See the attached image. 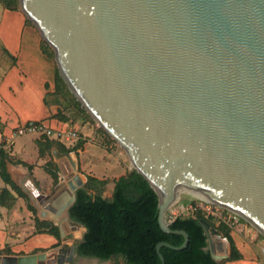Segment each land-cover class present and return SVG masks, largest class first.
Instances as JSON below:
<instances>
[{"label": "water", "instance_id": "water-1", "mask_svg": "<svg viewBox=\"0 0 264 264\" xmlns=\"http://www.w3.org/2000/svg\"><path fill=\"white\" fill-rule=\"evenodd\" d=\"M20 4L55 50L76 98L156 191L161 228L184 235L178 246L156 245L162 264L161 245L182 249L189 242L188 233L171 228L165 216L175 198L218 203L264 234V0ZM27 177L24 190L42 202L52 198ZM71 187L59 208L45 204L54 218L75 201L78 186ZM201 222L208 243L212 234L219 236ZM59 251L65 256L0 254V264L71 261L76 243ZM210 251L217 260L229 255Z\"/></svg>", "mask_w": 264, "mask_h": 264}, {"label": "rangeland", "instance_id": "rangeland-1", "mask_svg": "<svg viewBox=\"0 0 264 264\" xmlns=\"http://www.w3.org/2000/svg\"><path fill=\"white\" fill-rule=\"evenodd\" d=\"M12 10L19 16L22 25L20 53L29 58L33 71L40 73V75L37 73V77L40 79V81L38 80V83L40 82L38 97L40 100L42 98L44 116L37 120L47 122L46 119H48V124L52 121L57 124L63 122L62 128L74 127L78 132V138L62 142L45 135H14L17 127L15 126L9 135L1 139L0 146L6 152L5 159L8 162L9 172L26 195H19L0 176V193L3 189H9L10 195H15L18 200L14 205L18 214L13 217L15 220L0 224L6 232V240H8L0 247V254H28L46 251L50 259L51 257L56 258L58 253L65 256L66 253L59 251L60 247H68L72 243H77L82 238L84 227L70 223L68 220L64 225L61 223V219L62 216L64 219L70 218L68 210L64 207L59 214H55L54 218V213L45 204L49 202L50 205L59 208L70 198L71 186H85L88 177L91 176L99 179V182H92L95 185L93 191H99L103 197L109 198L112 195L115 179L134 170L135 166L121 143L112 137L76 98L61 75L55 58V50L21 7L20 0H17L15 8ZM17 47H19V42ZM4 52L9 54L11 51L5 48ZM58 75L62 81H57ZM50 125L52 126V124ZM20 136H24L23 140H26L21 150L15 146V141ZM51 171L56 173L55 177ZM27 176L31 178L40 193L50 195L52 198L48 197L42 202L41 197H37L31 191L24 190L21 185L28 178ZM60 180H64V183L56 187ZM79 181H81L80 184ZM192 201L202 205L204 203L202 198L196 196L176 198L166 209V219L175 215L191 214L192 209H188V207ZM28 204H31L35 209H29ZM211 205L218 206L221 210L224 209V213L236 215L238 220L230 225L202 210L204 215L211 217V221L215 224L214 226L210 225L217 228L218 224L225 223L231 229H238L246 241L255 245L258 256L264 264V234L248 219L231 209L218 203ZM26 208L29 209V212H24ZM42 210H45V214L41 213ZM37 218L57 225L59 231L60 228L62 229V234L60 233L59 237L54 236L49 233L47 226L40 227L41 230L38 229L36 227ZM216 232L220 234L218 239L222 241L223 253H229L230 247L227 238L222 233ZM3 235V233L0 234V239ZM212 236L216 237L215 234ZM123 263L124 259L121 255L108 259L76 255L71 261L58 262L55 260L52 263L50 260H43V264Z\"/></svg>", "mask_w": 264, "mask_h": 264}, {"label": "trees", "instance_id": "trees-1", "mask_svg": "<svg viewBox=\"0 0 264 264\" xmlns=\"http://www.w3.org/2000/svg\"><path fill=\"white\" fill-rule=\"evenodd\" d=\"M0 2L5 7L14 9L17 0ZM57 81H62L59 75ZM5 158L6 152L0 148V176L15 192L25 196L6 170ZM51 174L56 176L53 171ZM93 181L99 182V179L88 177V183L76 189V199L68 209L70 218L86 228L82 238L76 243L78 255L101 259L121 255L123 264H162L156 245L160 241H168L178 246L184 241V235L166 232L161 228L158 222V195L136 169L115 179L109 198L103 197L99 191H93ZM14 200L15 195H10L9 189H3L0 193V204L9 207ZM28 207L35 209L31 204ZM201 219L215 225L211 217H206L201 209L192 210L188 215H177L170 222L171 228L182 229L188 233L189 242L182 249L161 245L160 252L165 258V264H224L226 259L240 257L230 234L231 228L220 223L216 229L229 241L230 252L227 258L215 259L207 248V235ZM42 226L49 227V233L59 237L57 225L37 218L36 227L40 229Z\"/></svg>", "mask_w": 264, "mask_h": 264}, {"label": "crops", "instance_id": "crops-1", "mask_svg": "<svg viewBox=\"0 0 264 264\" xmlns=\"http://www.w3.org/2000/svg\"><path fill=\"white\" fill-rule=\"evenodd\" d=\"M21 35L22 25L19 16H17L14 10L3 6L0 2V141L3 137L9 135L11 129L15 126L40 119L44 116L42 98L40 100L38 97L40 95V82L38 83V80L40 81V79L37 77L38 72L33 71L30 61L28 60L29 58L22 56L20 53ZM18 42L19 47H17ZM5 48L11 52L6 54L4 52ZM38 75H40V73H38ZM46 120L48 122V119ZM50 124L54 127H62L64 125L63 122L57 124L53 121ZM23 137L20 136L15 141V146L20 150L23 148L26 141L23 140ZM0 148L2 147L0 146ZM5 166L10 174L7 161H5ZM10 177L12 178L11 174ZM13 180L15 181V179ZM17 202L18 200L15 198L14 203L9 207L0 204V224L15 220L13 217L18 214L16 213L14 205ZM29 209L26 208L24 212H29ZM2 228L3 227L0 225V234H4L2 239H0V247L8 242V240H6V232ZM230 234L240 253V257L231 260L226 259L224 264H263L258 256L255 245L246 241L239 233L238 229L232 228ZM218 235L219 236L215 235V238L211 236V242L207 244V248L213 249L215 253L223 254L224 248L222 244H220L221 239H218L220 234ZM89 257L101 259L96 256Z\"/></svg>", "mask_w": 264, "mask_h": 264}, {"label": "built area", "instance_id": "built-area-1", "mask_svg": "<svg viewBox=\"0 0 264 264\" xmlns=\"http://www.w3.org/2000/svg\"><path fill=\"white\" fill-rule=\"evenodd\" d=\"M24 135V134H32V135H38V136H49L52 138H56L59 141L67 142L69 140H75L78 138V132L74 127H67L62 128L61 126H51L48 124L45 120H33L26 123H23L22 125H18L16 127V130L14 132V135ZM203 205L198 204L196 202H190L188 209H201L203 211H206L207 214L213 215L214 217L219 218L220 220L227 222L228 224H234L237 222L238 218L236 215H230L227 213H224V209H219L218 206H212L211 204L215 203L209 200L203 199ZM220 205V204H219ZM175 216L170 217L167 221L171 222Z\"/></svg>", "mask_w": 264, "mask_h": 264}, {"label": "bare ground", "instance_id": "bare-ground-1", "mask_svg": "<svg viewBox=\"0 0 264 264\" xmlns=\"http://www.w3.org/2000/svg\"><path fill=\"white\" fill-rule=\"evenodd\" d=\"M64 183V182H63ZM195 197V196H194ZM176 199V198H175ZM57 214H59V213H57ZM63 218L61 219V223H63L64 225H66V223H67V219L65 218L64 219V216H62ZM77 233V232H76ZM220 243L222 244V241H220Z\"/></svg>", "mask_w": 264, "mask_h": 264}]
</instances>
